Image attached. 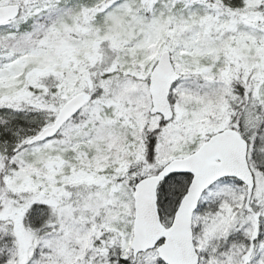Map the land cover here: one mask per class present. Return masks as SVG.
Segmentation results:
<instances>
[{"label":"snow or ice","instance_id":"obj_1","mask_svg":"<svg viewBox=\"0 0 264 264\" xmlns=\"http://www.w3.org/2000/svg\"><path fill=\"white\" fill-rule=\"evenodd\" d=\"M0 264H264V0H0Z\"/></svg>","mask_w":264,"mask_h":264}]
</instances>
